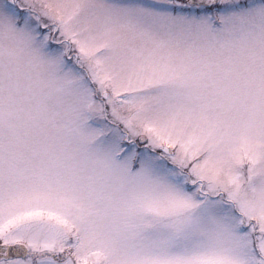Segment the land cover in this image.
Here are the masks:
<instances>
[{
	"label": "snow or ice",
	"instance_id": "snow-or-ice-1",
	"mask_svg": "<svg viewBox=\"0 0 264 264\" xmlns=\"http://www.w3.org/2000/svg\"><path fill=\"white\" fill-rule=\"evenodd\" d=\"M0 264H264V0H0Z\"/></svg>",
	"mask_w": 264,
	"mask_h": 264
}]
</instances>
